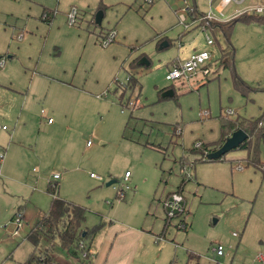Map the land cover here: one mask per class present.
Listing matches in <instances>:
<instances>
[{"label": "rangeland", "instance_id": "obj_1", "mask_svg": "<svg viewBox=\"0 0 264 264\" xmlns=\"http://www.w3.org/2000/svg\"><path fill=\"white\" fill-rule=\"evenodd\" d=\"M253 1H260L256 7L264 5V0H248L219 12L211 0H0V123L5 122V110L17 118L31 106V116L43 122V131L49 118L70 125L69 132L58 135L52 151H43L47 138L41 134L38 154L46 163L43 171L36 162L30 163L25 178L17 172L16 179L32 180L31 188L38 192L56 171L64 180L68 175L70 181L63 188L64 180L58 184L60 196L87 208L84 227L91 228L103 224L101 216L111 213L112 204L113 208L131 204V191L118 198L116 190L127 171L142 183L133 213L152 216L159 206L163 225L168 215L161 201L177 193L185 178L181 194L186 212L172 218L166 231L174 247L170 262L197 264L191 259L193 252L200 264H215L209 258L213 244L219 242L229 262L235 258L242 263L252 251L253 257L258 255L257 249L264 245L260 240L264 239V141L261 167L250 164L244 152H230L214 162H195L190 154L200 144L221 140L224 119L240 116L264 122V22H247L258 14L256 7L246 8ZM195 7L199 15L211 12L215 21L239 19L231 43L237 74L255 88L248 96L236 89L232 68L219 65L218 45L208 44V38L215 41L213 33L187 14ZM203 51L211 54L208 76L167 79L179 61ZM132 74L139 82L135 90L128 87ZM0 148V210L2 219L9 217L0 223L7 235L0 231V242L11 245L15 222L10 218L20 207L12 213L22 188L3 184L2 168L8 158L3 131ZM31 150L27 144L18 159L27 161ZM111 181L116 183L107 187ZM152 193L155 200L147 196ZM42 198L44 207L34 206L46 212L51 197L42 194ZM182 221L187 230L179 228Z\"/></svg>", "mask_w": 264, "mask_h": 264}, {"label": "crops", "instance_id": "obj_2", "mask_svg": "<svg viewBox=\"0 0 264 264\" xmlns=\"http://www.w3.org/2000/svg\"><path fill=\"white\" fill-rule=\"evenodd\" d=\"M248 0H211L212 4L216 3V8L219 12H223L225 8H229L232 5H244ZM260 1L252 2L248 4L246 8L251 9L256 7ZM213 11V9H211ZM250 11V10H249ZM220 21V20H217ZM225 22V21H220ZM180 63V61L178 62ZM65 84H68L65 82ZM31 106H29L26 110L19 113V116L12 117L8 110H5V122L4 125H8L9 129L7 131H3L5 134V145L8 152L7 162L5 166L2 168L3 179L6 181L3 182L4 186L7 185H19L22 190L17 191L15 188L12 190L15 193H19L18 202L16 206L12 208V213L15 211V208L18 207V210L14 214L11 221L15 222L16 216L18 213H21L24 217V226L18 235H15V230L11 235L15 242L11 245L9 242H0V264H26V262L30 259L31 255L33 254L34 247L27 241V235L29 231L36 225V223L43 218L49 211L52 196L48 193V187L50 185L49 181L53 179L54 174H60L61 178L57 181V184H62V180H64V176L56 171L52 175L48 177L47 180L43 181L42 190L39 189L36 192L31 186L32 180L24 179L23 181H19L16 179L17 172H23L24 175L21 177L25 178L26 172L30 171L31 167L26 170V167L30 163L36 162L43 171L44 166L42 161V156L38 154V145L40 143V136L41 134H46L43 138H47L43 143L45 147H43V151H52L54 143L58 141V135L63 133L64 131H70V125H66L64 121L57 122L53 121L52 123L49 122L51 118L47 120V124L45 126V130L43 131L42 128L43 122L38 121L37 116H31ZM53 112V111H52ZM41 117L46 116V112L42 110ZM54 113V112H53ZM48 114V113H47ZM50 114V113H49ZM29 116H31L33 122L29 121ZM24 117V118H23ZM26 118V119H25ZM89 143V142H88ZM87 147H90L88 145ZM29 144L31 151V156L27 158V161H20L18 159V154H20L26 145ZM31 166V165H30ZM35 173L39 170L38 168L33 169ZM70 172V171H68ZM129 172V171H127ZM126 172V173H127ZM32 178V177H31ZM34 178V177H33ZM92 179H97L93 178ZM125 178V177H124ZM133 174H131L129 183L132 186L130 198L131 204L125 205L120 203L117 205L116 208H113L111 213L101 216V222L103 223V228L101 231L96 235L95 239L90 248V263L84 261L83 263H78L74 258L65 257L63 256V260L67 264H169L173 254V244L168 242L167 235L164 233L165 231V224L164 219L160 215V208L159 206L156 207V212L151 216L149 212L139 213L135 215L133 212V205L134 202L138 199L142 191L138 190L142 183L138 182L137 179L132 180ZM70 181L69 176L65 178L63 181V185H66ZM47 184V185H46ZM60 190V185L58 186ZM11 190V189H10ZM11 190V191H12ZM33 191V192H32ZM42 194L48 195L51 197L50 201L48 202V210L43 212V209H39L40 201L45 200L46 198H42ZM60 194V193H59ZM147 194V196H153L152 200H155V193ZM173 194V193H172ZM172 194H168L167 197L164 198L162 202V206L164 207V202L167 198H169ZM62 197V196H60ZM64 200L73 202L75 204L81 205L78 202H75L71 199L64 198ZM153 201L150 203L149 211L153 206ZM38 207H36V206ZM97 205V203L95 204ZM83 206V205H82ZM44 207V206H42ZM86 208V207H85ZM97 208V206H94ZM124 208H127L124 212ZM39 210V211H38ZM165 210V208H164ZM3 210H0V223L9 221V217L2 219ZM88 211V210H87ZM166 211V210H165ZM40 212V214H39ZM43 212V213H42ZM88 213V212H87ZM39 214V215H38ZM185 214V213H184ZM181 214V215H184ZM178 215L177 217L181 216ZM4 220V221H2ZM35 220V222H34ZM147 224L150 227H147ZM97 225V224H96ZM5 228L7 227V223H5ZM180 229L187 230L189 228L188 224L185 221H182L179 225ZM30 229V230H29ZM25 230V231H24ZM5 235V230H1ZM25 233H24V232ZM7 232V231H6ZM22 232L24 233V237H21ZM9 235L10 233L7 232ZM7 236V235H5ZM234 237H238L234 235ZM2 240H5L3 238ZM261 243L264 242V239H260ZM216 244H222L221 242ZM215 243L213 246L216 245ZM212 246V247H213ZM258 255L256 254L253 257V252L250 253V256L245 259L242 263L240 260H235L232 258L229 262L228 253H226L223 257H216L214 254L212 257L209 258V261L215 264H220V259H224L223 264H264V245L259 246ZM191 259L192 261H196L197 264L199 256L193 252H191ZM227 257V258H226ZM173 263V260L171 261ZM170 262V264H172ZM229 262V263H228Z\"/></svg>", "mask_w": 264, "mask_h": 264}, {"label": "trees", "instance_id": "obj_3", "mask_svg": "<svg viewBox=\"0 0 264 264\" xmlns=\"http://www.w3.org/2000/svg\"><path fill=\"white\" fill-rule=\"evenodd\" d=\"M189 16L193 22H199L205 30H210L213 33L215 38L214 43L216 42L218 45L222 56L219 65L221 67L232 68L236 89L245 96L252 93L255 88L239 77L234 66L235 49L231 43V36L235 24L239 19L227 22L215 20L209 22L201 21L200 17L204 16V14L199 15L196 7L192 9ZM253 21L264 22V14H254L250 19L247 18L248 23ZM207 67H210V65L208 64ZM138 84L139 82L136 76L132 74L128 79L129 89L135 90ZM168 97L170 96L163 98ZM238 130L245 131L249 135V139L238 149L231 152H244L247 155L246 160L250 164L256 167L263 166L260 157V147L264 141V122L261 119L248 120L240 116L233 120L229 118L224 119L221 121V140L213 145L200 144V146L193 148L190 154L196 157L195 162L209 161L207 156L218 150ZM224 157L217 161H222ZM185 184L186 179L184 178L177 193H182ZM48 193L52 196L49 211L36 223L27 235V241L34 247V251L26 264H67L64 262L63 256L74 258L78 263H83L84 261L90 263L91 245L96 235L103 228V225L98 224L91 228L84 227L87 220V208L60 197L58 184L56 188H52L49 185ZM170 220L171 218L169 217L166 219L164 233L167 231ZM84 253H87L86 257H83Z\"/></svg>", "mask_w": 264, "mask_h": 264}, {"label": "built area", "instance_id": "obj_4", "mask_svg": "<svg viewBox=\"0 0 264 264\" xmlns=\"http://www.w3.org/2000/svg\"><path fill=\"white\" fill-rule=\"evenodd\" d=\"M191 11L192 9L188 8L187 14L189 15ZM254 11L257 12L258 14H264V5L254 8ZM75 15H76V11H73L69 14L71 24L74 23ZM180 19H181V22H183V24H186L185 23L186 17L184 14H181ZM200 20L209 22V21L216 20V19L213 17L212 13L209 12L208 14L200 17ZM109 42L110 41L108 40V42H106V45L109 44ZM208 44L213 45L214 41L208 38ZM210 57H211V54L208 51H203L201 53L193 54L186 61L176 64L174 68L171 71H169L167 75V79L170 81H177V80L189 79L197 74L208 76L210 73V69L209 67H207V65L210 60ZM49 122L52 123L53 120L50 119ZM8 129L9 127L7 125L0 123V131H7ZM88 145H91V142H89ZM2 159H3V152L0 148V165L2 163ZM0 175H1V171H0ZM130 176H131L130 172H127L125 174L124 184L122 185V187L116 188L118 198L125 197L126 193L133 189L132 186L129 184ZM91 177L98 178L94 174H91ZM188 177H190V174L188 175ZM60 178H61L60 174H54L53 179L49 181L50 186L52 188H56L57 181ZM184 201H185V198L180 193H173L169 198L165 200L163 205H164V208L169 218L171 219L175 218L178 215L184 214L186 212ZM15 225H16L15 235H18L24 226V217L21 213L17 214L16 219H15ZM81 246L83 247V245ZM212 252L216 257H223L226 254L225 247L222 244H216L215 246H213ZM86 256H87V253H84L83 257H86ZM262 260L264 259L262 258Z\"/></svg>", "mask_w": 264, "mask_h": 264}, {"label": "water", "instance_id": "obj_5", "mask_svg": "<svg viewBox=\"0 0 264 264\" xmlns=\"http://www.w3.org/2000/svg\"><path fill=\"white\" fill-rule=\"evenodd\" d=\"M102 19H103V14L101 12H99L96 15V23L98 25H100L102 22ZM248 139H249V135L245 131L238 130V131L234 132L218 150L210 153L207 156V159L209 161L220 160L225 155L230 153L231 151L238 149ZM115 183H116V181H111L107 184V187H109Z\"/></svg>", "mask_w": 264, "mask_h": 264}]
</instances>
